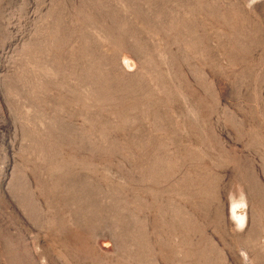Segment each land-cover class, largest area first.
I'll use <instances>...</instances> for the list:
<instances>
[{"label": "rangeland", "instance_id": "obj_1", "mask_svg": "<svg viewBox=\"0 0 264 264\" xmlns=\"http://www.w3.org/2000/svg\"><path fill=\"white\" fill-rule=\"evenodd\" d=\"M0 264H264V0H0Z\"/></svg>", "mask_w": 264, "mask_h": 264}]
</instances>
